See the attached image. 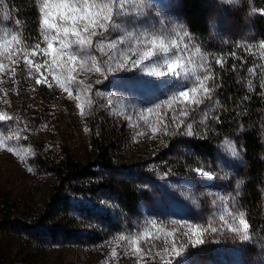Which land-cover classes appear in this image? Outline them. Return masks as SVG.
Here are the masks:
<instances>
[{"label":"rangeland","instance_id":"rangeland-1","mask_svg":"<svg viewBox=\"0 0 264 264\" xmlns=\"http://www.w3.org/2000/svg\"><path fill=\"white\" fill-rule=\"evenodd\" d=\"M202 1L215 42H236L248 51L259 48L251 4ZM42 3L36 0L38 9ZM143 4L157 31L163 29L165 37L179 33L168 43L190 45L178 63H187L193 76L211 77L206 81L211 100L193 104L203 95L199 89L188 98L176 94L173 99L167 89L153 83L166 77H150L135 69L105 78L95 73L91 62L62 67L60 58L59 63L52 61L62 26L58 0H50L46 9L57 28H40L43 46L36 48L22 42L10 10L0 6V264H264V239L250 231L252 238L241 242L232 233L235 227L243 230L239 220L229 224L220 219L222 214L231 221L242 212L239 219L245 220L240 201L245 165L239 137L216 143L212 161L202 162L201 168L179 174L171 167L172 158L191 152L187 125L192 124L195 133L214 111L208 110L216 105L211 70L201 73L200 68V62L207 60L211 69L212 58L188 32L181 0H143ZM130 39L125 37L126 43ZM48 42L53 49L45 54ZM91 135L112 142V167L94 157ZM260 135L264 166V119ZM65 154L94 170L97 177L75 178L64 193L67 203L61 205L59 198L49 201L50 170ZM203 171L209 176L200 175ZM122 180L137 196L134 208L121 203ZM259 191L264 212V171ZM47 203L54 207L47 209ZM209 223L220 230L209 232L205 243L190 246L185 233L201 230L190 225ZM63 230L69 235L90 234L92 239L65 237ZM173 244L182 253L178 257Z\"/></svg>","mask_w":264,"mask_h":264},{"label":"trees","instance_id":"trees-1","mask_svg":"<svg viewBox=\"0 0 264 264\" xmlns=\"http://www.w3.org/2000/svg\"><path fill=\"white\" fill-rule=\"evenodd\" d=\"M244 1L246 3L244 7L251 4L256 10L253 29L259 47L257 50L248 51L236 42H215L209 33V12L203 1L181 0L182 14L188 32L212 58V92L216 105L211 116L190 138L191 152L178 154L169 162L179 174H184L186 169L201 168L202 162L207 164L212 161L216 143L238 136L245 165L240 196L244 218L250 225V231L264 239V212L259 191L264 171L260 158L262 148L260 126L264 119V0ZM2 4L6 5L14 19L19 21L22 42L31 48L37 44L43 46L36 2L0 0V6ZM216 60L221 63L216 64ZM90 144L96 160L105 167H112L114 151L112 142L91 135ZM50 171L53 188L49 201L59 198L61 205L67 203L64 193L75 178L93 180L97 177L94 170L87 169L68 154L54 163ZM119 187L122 205L134 208L137 196L127 181L122 180ZM47 206V209L53 208L54 204L47 203ZM69 233V230H63L65 237L71 235L76 240L83 237L92 239L90 234Z\"/></svg>","mask_w":264,"mask_h":264},{"label":"snow or ice","instance_id":"snow-or-ice-1","mask_svg":"<svg viewBox=\"0 0 264 264\" xmlns=\"http://www.w3.org/2000/svg\"><path fill=\"white\" fill-rule=\"evenodd\" d=\"M49 4L50 0H43L38 10L40 17L38 24L41 29L57 28V23L51 20L46 10ZM58 7L62 9L57 14L62 26L56 33L59 37L57 41L59 46L52 54L53 62L59 63L63 60L62 67L69 69L78 62L82 67L85 62H91L95 66V73L105 78L109 73L135 69L150 77H166L153 83L157 87L167 89L173 99L176 94L188 98L190 92L196 93L198 89L203 95L194 98L193 104L199 106L205 100L212 99L211 88L206 83L211 77L203 75L201 79L200 74L193 76L187 63L183 65L178 63L190 45L168 43L173 36L179 37V33H169L165 37L163 29L157 31L156 25L151 23V14H144L143 0H58ZM160 23V18L156 17V24ZM16 25L19 26V21H16ZM180 32H183L182 27ZM125 37L131 38L130 42L126 43ZM45 39H47L46 36ZM157 39H159L158 45L155 43ZM48 49H53L51 42H48L47 49L44 50L45 54ZM133 55L136 59H131ZM215 63L219 64L221 61L216 60ZM200 68L201 73L211 70L207 60L200 62ZM127 79H134V77ZM36 83L39 84L40 81L37 80ZM96 83L100 81L97 80ZM164 102L170 103L169 100ZM156 107L159 108L160 105L157 104ZM214 108L213 104L208 110ZM148 111L151 112L152 109L149 108ZM181 115H187V113L182 112ZM9 119L13 118L9 117ZM187 127L189 131L186 135L193 136L192 124H188ZM7 150L11 152L12 148L9 147ZM233 155H236L235 151ZM28 170L32 171L31 168ZM200 175L208 177L209 173L203 171ZM240 216H243V213L237 212L229 221L221 214L220 219L229 224L239 220L243 230L240 227L232 229L234 238H238L241 242L249 241L252 238L250 225L246 220L239 219ZM190 227L201 229L193 231L190 235L185 233V236H189V244L192 247L205 243L209 232L216 233L220 230L213 227L211 223L207 227L199 224L190 225ZM172 250L177 257L182 254L181 251H176L175 244ZM161 264L164 262L162 261Z\"/></svg>","mask_w":264,"mask_h":264}]
</instances>
